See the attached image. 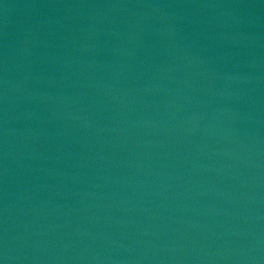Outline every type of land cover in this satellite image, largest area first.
<instances>
[{"label":"water","instance_id":"95a60500","mask_svg":"<svg viewBox=\"0 0 264 264\" xmlns=\"http://www.w3.org/2000/svg\"><path fill=\"white\" fill-rule=\"evenodd\" d=\"M0 264H264V0H0Z\"/></svg>","mask_w":264,"mask_h":264}]
</instances>
